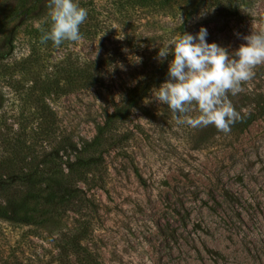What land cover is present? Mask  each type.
Segmentation results:
<instances>
[{
    "label": "rangeland",
    "instance_id": "obj_1",
    "mask_svg": "<svg viewBox=\"0 0 264 264\" xmlns=\"http://www.w3.org/2000/svg\"><path fill=\"white\" fill-rule=\"evenodd\" d=\"M115 1L76 0L87 10L93 4L103 10L98 17L104 36L56 47L51 41L40 44L36 27L49 26L48 0H0V138L22 140L17 144L24 153L27 146L36 148L38 164H57L55 176L40 178L35 187L67 186L62 176L67 161L92 139L125 87L157 69L155 85L131 106L122 125L131 131L126 146H108L103 155L106 185L84 187L100 263L264 264V66L241 93L229 94L243 119L228 133L177 124L179 114L154 99L168 79V72H158L166 61L157 59L160 47L184 32L195 36L203 26L206 41L231 54L246 43L244 36L264 29V0H242L240 17L225 15L215 0H177L142 18L135 9L123 18L112 12ZM109 53L117 64L106 70L102 85L48 99L58 117L55 135L43 143L30 138L24 126L34 121V105L26 100L22 84L28 76L19 72V61L30 56L36 72L52 75L61 59ZM251 112L255 119L245 127ZM66 222H74L73 214L60 223L62 229ZM0 223V264H41L52 256L51 234L38 238L22 222L0 218Z\"/></svg>",
    "mask_w": 264,
    "mask_h": 264
},
{
    "label": "trees",
    "instance_id": "obj_2",
    "mask_svg": "<svg viewBox=\"0 0 264 264\" xmlns=\"http://www.w3.org/2000/svg\"><path fill=\"white\" fill-rule=\"evenodd\" d=\"M176 1L117 0L112 2L111 10L123 18L131 15L128 12L130 9H135L142 18L143 15L169 7ZM215 1L225 15L240 17L242 0ZM32 8V6L29 7V9ZM87 11L90 15L88 21L80 26V33L82 36L90 37L93 41L99 35L104 36L106 30L102 19L98 17L103 10L96 9L93 4ZM173 58V54L170 53L165 63L158 67L159 74L166 75L167 61ZM19 63L21 65L19 72L28 76L22 84L28 91L26 100L30 105H34L31 110L34 121L24 126L25 131L27 130L30 138L39 139L41 143L49 141L57 130L58 117L49 100H52L53 96L102 85L106 70L117 64L116 59L110 53L106 56L98 54L86 60L70 61L65 58L57 62L55 73L49 75L36 72L30 56L20 60ZM156 73L157 69L143 73L132 85L125 87L118 101L113 102L112 110L107 112L103 120L97 124L92 139L81 145L74 160L67 161V171L62 173L67 186L57 189L52 186L35 187L34 185L40 178L55 176L54 174L59 170L57 164L54 163V166L38 164L36 163L38 158L36 148L27 146L28 151L24 153L22 146L17 144L22 140L12 141L6 137L0 138L2 139L0 141L2 146L0 147L2 150V156H0V218L15 224L22 222L26 226V231L38 238H45L51 234L52 256L48 260H40L44 261L41 264L55 262L58 264H101L92 246L95 228L90 217L91 211L88 209L90 198L84 187L87 189L93 186L103 188L106 185L103 155L108 146L114 145L122 149L126 146L131 131L123 129L122 125L127 121L131 106L145 98L155 85V76L158 75ZM254 119L255 113L251 112L244 121V126L246 127ZM21 162L25 165L18 170L16 166ZM70 214H73L74 222H69V224L66 222L62 229L60 223L63 219H68ZM2 231L0 223V232Z\"/></svg>",
    "mask_w": 264,
    "mask_h": 264
},
{
    "label": "clouds",
    "instance_id": "obj_3",
    "mask_svg": "<svg viewBox=\"0 0 264 264\" xmlns=\"http://www.w3.org/2000/svg\"><path fill=\"white\" fill-rule=\"evenodd\" d=\"M49 26L37 24L40 44L49 41L56 47L63 42L82 39L80 26L88 12L76 0H48ZM207 29L201 27L193 36L184 32L168 40L160 47L157 59L163 61L170 53L168 79L156 88L154 99L177 115V124L193 129L214 126L228 133L232 125L243 119L229 101L228 96L241 93L251 81L256 69L264 66V29L252 30L231 54L225 47L206 41ZM148 103V102H145ZM198 111V115H187ZM183 116V119L180 116Z\"/></svg>",
    "mask_w": 264,
    "mask_h": 264
}]
</instances>
